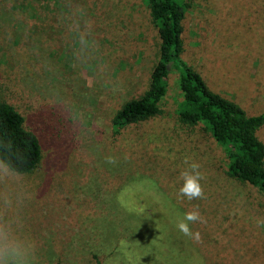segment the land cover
I'll use <instances>...</instances> for the list:
<instances>
[{
    "label": "rangeland",
    "instance_id": "1",
    "mask_svg": "<svg viewBox=\"0 0 264 264\" xmlns=\"http://www.w3.org/2000/svg\"><path fill=\"white\" fill-rule=\"evenodd\" d=\"M186 3L184 62L248 115L263 113L264 0ZM160 45L148 0H0V99L42 144L24 174L37 264H264V193L227 174L203 123L179 120L178 71L159 115L113 128L149 89ZM257 135L264 143V126ZM185 157L201 166L203 199L178 195ZM194 208L199 243L176 227Z\"/></svg>",
    "mask_w": 264,
    "mask_h": 264
},
{
    "label": "trees",
    "instance_id": "2",
    "mask_svg": "<svg viewBox=\"0 0 264 264\" xmlns=\"http://www.w3.org/2000/svg\"><path fill=\"white\" fill-rule=\"evenodd\" d=\"M148 2L152 21L161 39L160 58L153 69L149 89L140 98L127 101L113 117L115 132L159 115L172 71H178L184 97L177 110L179 120L190 126L203 123L224 149L228 159L227 174L264 193V143L257 135L264 126V112L248 115L238 103L213 91L201 73L184 62L182 35L188 8L186 0ZM24 123L23 115L0 99V158L9 159L23 174H27L40 165L42 144ZM56 168L46 173H53ZM51 178V174L46 175V182Z\"/></svg>",
    "mask_w": 264,
    "mask_h": 264
},
{
    "label": "clouds",
    "instance_id": "3",
    "mask_svg": "<svg viewBox=\"0 0 264 264\" xmlns=\"http://www.w3.org/2000/svg\"><path fill=\"white\" fill-rule=\"evenodd\" d=\"M70 30L77 33L79 46L86 50L91 41L80 34L78 25L70 26ZM106 162L115 165L117 160L109 156ZM184 164L187 167L180 173L182 184L178 195L189 201L203 199L200 164L190 157H185ZM30 199L24 174L9 159L0 158V264H37V242L25 230L24 209ZM197 222L204 220L198 208H194L178 218L176 227L185 237L199 243L200 232L190 227ZM257 224L264 226V220H258Z\"/></svg>",
    "mask_w": 264,
    "mask_h": 264
},
{
    "label": "water",
    "instance_id": "4",
    "mask_svg": "<svg viewBox=\"0 0 264 264\" xmlns=\"http://www.w3.org/2000/svg\"><path fill=\"white\" fill-rule=\"evenodd\" d=\"M171 68V65H169V69Z\"/></svg>",
    "mask_w": 264,
    "mask_h": 264
}]
</instances>
